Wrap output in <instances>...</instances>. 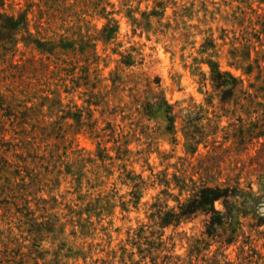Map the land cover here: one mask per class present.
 I'll return each instance as SVG.
<instances>
[{
    "label": "rangeland",
    "instance_id": "obj_1",
    "mask_svg": "<svg viewBox=\"0 0 264 264\" xmlns=\"http://www.w3.org/2000/svg\"><path fill=\"white\" fill-rule=\"evenodd\" d=\"M3 11L28 33L0 50V264H264V0ZM202 183L233 191L215 232L162 225Z\"/></svg>",
    "mask_w": 264,
    "mask_h": 264
},
{
    "label": "trees",
    "instance_id": "obj_2",
    "mask_svg": "<svg viewBox=\"0 0 264 264\" xmlns=\"http://www.w3.org/2000/svg\"><path fill=\"white\" fill-rule=\"evenodd\" d=\"M4 2L5 0H0V9H3ZM27 27L28 21L26 14L14 18V16H7L4 11L3 13L0 12V50L5 51L7 45H11L12 50H14L19 43V40L15 38L16 35L22 31L28 33ZM29 37L30 34H28L26 39H23L26 48L31 47L33 50L41 54L50 53L51 50L44 48L42 42L38 40H30ZM227 76H229L227 73L220 72L215 66L211 70V80L217 89H221L229 84L226 80ZM234 87L235 86H233L231 90H233ZM192 191H194L192 197L188 199L185 204L178 206V209L180 210L179 214H174L173 211L163 213L161 210H158L156 214L162 225H166L168 221L179 220L182 217H189L198 212L205 216L210 214L208 224L206 225L210 235L215 232L214 227L216 225V216L223 215L221 212L215 210L214 203L221 200L228 201V199L234 197L233 191L230 188H222L219 186L209 187L204 183L196 187L194 186ZM162 214H164L163 218ZM230 243V240H227V244Z\"/></svg>",
    "mask_w": 264,
    "mask_h": 264
}]
</instances>
